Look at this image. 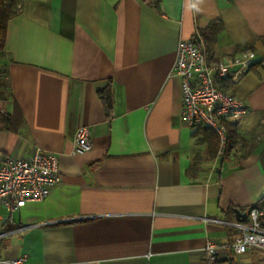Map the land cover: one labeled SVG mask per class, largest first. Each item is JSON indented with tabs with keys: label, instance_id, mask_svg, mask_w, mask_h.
<instances>
[{
	"label": "crops",
	"instance_id": "0c3cea01",
	"mask_svg": "<svg viewBox=\"0 0 264 264\" xmlns=\"http://www.w3.org/2000/svg\"><path fill=\"white\" fill-rule=\"evenodd\" d=\"M212 23L211 62L254 61L222 82L249 110L226 124L216 155L184 120L174 72L179 41L203 39ZM3 90L0 112L19 113L0 127V164L39 148L57 156L62 180L12 219L0 205L1 259L195 264L209 239L232 242L235 209L246 220L264 197V0H21L0 50ZM80 126L92 148L72 154ZM216 264H264V251Z\"/></svg>",
	"mask_w": 264,
	"mask_h": 264
},
{
	"label": "built area",
	"instance_id": "2783aa9c",
	"mask_svg": "<svg viewBox=\"0 0 264 264\" xmlns=\"http://www.w3.org/2000/svg\"><path fill=\"white\" fill-rule=\"evenodd\" d=\"M17 9H21V0H18ZM253 65V58L246 54L211 62L208 53L195 40L181 39L174 72L181 80L182 113L186 123L193 128L211 130L224 147L228 141L226 123L241 119L249 107L232 92L222 89V82H239ZM91 148L90 129L80 126L72 154H84ZM61 180L54 154L37 148L29 158L7 157L0 164V205L7 208L9 219H12L15 210L45 199ZM232 225L237 229L232 242L223 244L209 239L195 264H216L219 260L230 259L233 253H247L251 249L264 251V207L251 206L248 219ZM27 261L26 256L0 258V263L8 264H27Z\"/></svg>",
	"mask_w": 264,
	"mask_h": 264
},
{
	"label": "trees",
	"instance_id": "16d2710c",
	"mask_svg": "<svg viewBox=\"0 0 264 264\" xmlns=\"http://www.w3.org/2000/svg\"><path fill=\"white\" fill-rule=\"evenodd\" d=\"M17 5H18V0H0V50H2L5 45L8 22L18 12ZM220 30H221V25L219 23H212L207 30L202 32L201 35L203 39H195V41L201 48L205 49V51L209 53L211 45L216 38V34ZM5 84L6 82L1 76V85L4 87ZM221 88L226 90V87L223 84L221 85ZM5 97H7V94L3 90L0 94V99H3ZM99 97L104 106L107 116H110L112 110L111 90L108 88L106 90L100 91ZM18 113H19L18 108L15 109V112L13 114L5 115L0 112V127L8 126L9 124L11 125L15 121L17 122ZM197 129H202L203 131L208 132L210 136L209 139H211V143L209 142V148H210L209 151L210 153L216 155L221 144L218 136L207 128L198 127ZM229 140H230V136H229ZM256 206L264 207V197L259 201L258 204H256ZM218 262H220V260Z\"/></svg>",
	"mask_w": 264,
	"mask_h": 264
},
{
	"label": "water",
	"instance_id": "95a60500",
	"mask_svg": "<svg viewBox=\"0 0 264 264\" xmlns=\"http://www.w3.org/2000/svg\"><path fill=\"white\" fill-rule=\"evenodd\" d=\"M234 211L237 215V219L239 220H242L240 216H247V214L242 213L239 209H235Z\"/></svg>",
	"mask_w": 264,
	"mask_h": 264
}]
</instances>
